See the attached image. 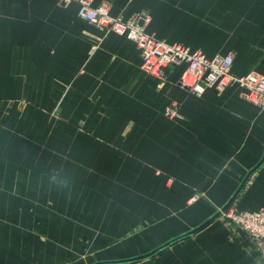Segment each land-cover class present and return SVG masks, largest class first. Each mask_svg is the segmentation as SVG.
<instances>
[{
  "label": "crops",
  "instance_id": "1",
  "mask_svg": "<svg viewBox=\"0 0 264 264\" xmlns=\"http://www.w3.org/2000/svg\"><path fill=\"white\" fill-rule=\"evenodd\" d=\"M108 1L114 16L149 15L147 32L168 42L233 52L236 75H264V0ZM77 11L58 0H0V264L145 253L216 213L264 155V108L240 87L196 95L179 85L184 65L149 75L134 41ZM172 103L175 118L165 114ZM263 206L264 164L230 208ZM123 264L264 261L221 216Z\"/></svg>",
  "mask_w": 264,
  "mask_h": 264
},
{
  "label": "built area",
  "instance_id": "2",
  "mask_svg": "<svg viewBox=\"0 0 264 264\" xmlns=\"http://www.w3.org/2000/svg\"><path fill=\"white\" fill-rule=\"evenodd\" d=\"M95 1L58 0V4L66 7L75 3L78 5L77 14L80 19L94 27L126 36L134 41L142 58L141 68L147 74L161 78L164 68L184 65L179 85L189 92L202 95L207 89L221 92L235 85L242 89L241 96L244 100L264 108V75L255 70L244 75L233 73V52L208 56L183 43L168 42L154 33L147 32L149 15L136 13L128 18L114 16L110 13L111 3L108 0H102L97 5ZM165 114L171 118L180 116L178 104L168 105ZM222 216L239 225L248 234L264 261V206L256 211L229 208Z\"/></svg>",
  "mask_w": 264,
  "mask_h": 264
},
{
  "label": "water",
  "instance_id": "3",
  "mask_svg": "<svg viewBox=\"0 0 264 264\" xmlns=\"http://www.w3.org/2000/svg\"><path fill=\"white\" fill-rule=\"evenodd\" d=\"M264 164V155L262 156L261 160L250 170V172L246 175V177L243 179L241 185L239 186V188L233 193V195L229 198V200L216 212L214 213L211 217H209L207 220H205L203 223H201L200 225L180 234L177 235L167 241H165L164 243L156 246L155 248L139 254V255H135L132 257H127V258H122V259H112V260H96L91 264H123V263H131V262H137L149 257L154 256L155 254L161 252L162 250L166 249L169 246H172L173 244L177 243L178 241H181L187 237H190L192 235H194L195 233H197L198 231L202 230L203 228H205L208 224H210L211 222H213L214 220L218 219L219 217L222 216V214L224 212H226L233 204L234 200L237 198L238 194L240 193V191L242 190V188L244 187V185L246 184V182L248 181V179L250 178V176L262 165Z\"/></svg>",
  "mask_w": 264,
  "mask_h": 264
}]
</instances>
